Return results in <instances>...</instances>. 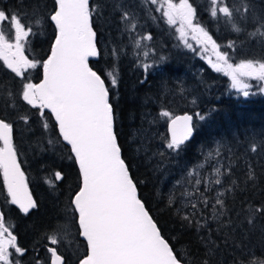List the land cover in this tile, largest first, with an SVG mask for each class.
<instances>
[{
    "label": "trees",
    "instance_id": "16d2710c",
    "mask_svg": "<svg viewBox=\"0 0 264 264\" xmlns=\"http://www.w3.org/2000/svg\"><path fill=\"white\" fill-rule=\"evenodd\" d=\"M174 2L179 3V0ZM189 2L196 9L195 22L216 40L221 51H230L232 63L245 57L264 58V43L248 35L253 29L247 21L240 23V13L234 16L238 25L246 30L236 32L223 14L210 15V0ZM226 2L241 10L244 4L264 9V0ZM90 3L99 5L93 14V27L101 55L89 60V64L102 75L117 69L118 84L113 87L107 80L106 84L110 87L118 142L123 157L130 164L139 196L162 234L186 257L190 254L202 257L206 248L203 238L208 237L219 246L215 257L218 264H232V257L237 255L233 244L243 243L260 255L264 247L261 227L264 219L250 230L243 224V214L238 219L237 213L249 205L264 204V148L258 152L249 150L253 142L264 145V95L257 93L241 99L230 88L225 75L214 71L196 51L187 47L180 38L178 26L168 24L162 12L156 11L159 4L153 5L149 0H90ZM52 4L53 0H0V8L16 11L22 7L29 13L36 6L43 12H50ZM122 11H128L133 17L135 29L120 19ZM2 27L9 42H15L8 23ZM142 31L152 37L146 46L149 58L145 63L151 65L147 71L139 62L141 51L134 42ZM53 40L54 25L50 20L33 27V34L24 44V55L37 62V66L24 70L22 76H17L0 60V118L13 124V143L37 205L23 213L19 206L12 204L0 172V206L5 226L17 237L18 245L26 250L23 255L14 254V262L18 264H37L38 261L50 264L47 249L53 245L46 237L61 226H68L70 230L64 242L55 246L65 264H79L87 253L86 240L78 235L76 227H71L69 198L79 182L78 165L70 159V147L66 142L49 144V140H59L50 110L45 109L41 116L21 97L24 83L38 84L42 80L40 62L50 54ZM229 42L235 43L234 50L228 49ZM113 49L118 50L119 55H112ZM191 87H194L193 93L184 96ZM163 111L173 116L182 112L193 114L194 136L178 155L166 147L170 138L169 118L161 115ZM197 113L205 119L200 120ZM25 115L28 121L20 119ZM44 123L50 125L47 130L42 126ZM218 142L222 144L219 157L224 158L222 173L225 175L221 176V188H213L212 202L216 193H224L222 198L229 211L219 221L206 217L207 225L198 229L181 219L184 213L177 209L183 205L181 193L184 189L178 182L174 190L171 185L186 168L194 169L201 164L205 159L204 150ZM249 165L257 175L255 186L246 179ZM55 171L63 173L62 181H54ZM207 195L210 197L212 193L207 192ZM169 197L177 203L170 204ZM228 218L235 230L225 228L221 231L220 223Z\"/></svg>",
    "mask_w": 264,
    "mask_h": 264
},
{
    "label": "snow or ice",
    "instance_id": "6c2138e0",
    "mask_svg": "<svg viewBox=\"0 0 264 264\" xmlns=\"http://www.w3.org/2000/svg\"><path fill=\"white\" fill-rule=\"evenodd\" d=\"M149 2L153 5L160 4L156 11L162 12L168 24L179 23L177 31L181 39L185 38L187 31H191L196 34L193 38L204 45L205 51L210 45L216 62L209 59V63L216 71H224L230 76L232 87L241 91L244 96L250 94L249 89L252 87L247 82L248 79L264 85V58L245 57L238 63H232L230 51H221L216 40L198 22L194 23L196 9L189 0H179L178 4L174 0ZM98 7L99 5L90 3V0H53L50 12L41 11L39 6L30 13L25 12L22 7H18L16 11L0 8V60L17 76H22L24 70L37 66V62L24 55V44L33 34V27L40 26L45 20H50L54 25L50 54L40 62L43 79L38 84L24 83L21 97L36 108L41 116L45 109L50 110L58 129L59 140H49V144L60 140L66 142L70 147V159L78 165L79 182L76 190L70 193L69 205L72 210L71 227H76L78 235L87 242V253L79 264H218L215 257L219 246L208 237L203 238L206 248L202 257L195 254L186 257L178 253L170 240L162 234L157 221L138 195L130 164L123 157L122 147L118 142L110 87L106 84V80L113 87L118 84L117 69L102 75L89 66L90 57L101 55L97 32L93 27V14ZM218 13L227 18L234 31L241 32L246 29L238 25L234 16V13H240V23L247 21L253 29L248 35L264 43V9L257 10L254 5L244 4L241 10L230 7L226 0H210V15L217 17ZM120 19L135 29L136 24L128 11H122ZM5 22L14 32V43L9 42L4 34L2 25ZM141 39L151 40L152 37L144 35ZM134 42L137 47L140 46V40ZM227 47L234 50L235 43L229 42ZM112 55H119L118 50L113 49ZM144 55L147 56L148 53L145 52ZM142 66L146 71L151 67L150 64ZM259 90L264 92V87ZM161 115L168 117L170 121V138L166 147L178 155L185 142L194 134L193 116L187 113L173 116L168 111H163ZM196 115L200 120L205 119L199 113ZM20 119L28 121L29 117L25 115ZM42 126L45 130L50 127L48 123ZM261 148L264 145L253 142L249 150L258 152ZM216 154L219 155L218 150ZM214 171L217 174L214 183L222 186L219 177L225 173L220 168H215ZM0 172L12 204L18 205L23 213L37 207L28 191L26 178L17 158L13 143V124L3 118H0ZM53 179L62 181L64 175L61 171H55ZM246 179L255 186L257 175L251 165ZM201 183L202 180L198 177L193 191L186 189L181 193L188 199L177 209L184 213L181 219L186 224L198 229L207 225L206 217L219 221L229 211L222 198L224 193L218 192L212 202L205 194L211 190L209 182L203 181V192L197 187ZM169 202L177 203L172 197H169ZM186 209L190 211H185ZM241 213L244 217L243 224L253 230L258 221L264 219V204L242 208L237 213L238 219ZM219 227L221 231L225 228L235 230L231 218L222 221ZM261 227L264 230V226ZM69 234L68 226H61L46 237L53 245L47 249L50 264H65L64 257L55 246L63 243ZM227 246L225 241V247ZM232 247L237 252L232 257V264H264V247L261 248L260 255L247 249L243 243L233 244ZM25 251L18 245L17 237L5 227L3 214L0 213V264H18L14 262V254L23 255Z\"/></svg>",
    "mask_w": 264,
    "mask_h": 264
},
{
    "label": "rangeland",
    "instance_id": "374dc122",
    "mask_svg": "<svg viewBox=\"0 0 264 264\" xmlns=\"http://www.w3.org/2000/svg\"><path fill=\"white\" fill-rule=\"evenodd\" d=\"M117 1V0H116ZM178 4V3H177ZM160 6V4H159ZM195 23V21H194ZM176 26L179 27V23L176 24ZM180 34V33H179ZM144 35H148L145 32H140L139 37L136 40H140V46L138 47V49L141 51V58L139 60L140 64H144L148 58H149V53L146 50V46L149 44V40H142L141 37ZM196 34L191 32V31H187L186 32V36L183 39V42L185 43V40L187 41V43H185L187 45L188 48H190L193 51H196L195 53H197V55L208 65L211 66V68L215 70V68L212 67V65L209 63V59L212 60L213 63L216 62V56L215 53L212 51L211 46L209 45L207 48V51L204 50V45L200 42H198L197 39H194L193 37ZM201 39H203L201 37ZM14 43V42H13ZM188 45H191V47H189ZM221 50V48H220ZM147 52L148 55L145 56L144 53ZM147 64V63H145ZM221 72L223 75H225L230 83V88L232 90H234L238 96L241 97V99L245 100L248 99L250 97H252L253 95L259 93L261 95H264V92H261L259 89L261 87H264V85H262L260 82L254 80V79H248L247 82L249 84H251V88L249 89V95L248 96H244L242 94L241 91H239L236 88L232 87V81H231V77L226 75L224 71H219ZM194 90V87H191L190 92L189 93H185L184 92V96L192 94ZM194 95H192L193 97ZM217 150L219 151V155L222 152V144L220 142L215 143V146L210 147V148H206L204 150V154H205V159L203 162H201V164H199L198 166H195L194 169L193 168H186V170L182 171L178 177L176 178V181H173L172 185H171V189L174 190L175 187L177 186V182L180 184V186L184 189L183 192L187 189L188 191H193V186L195 184V179L196 178H200L202 180V183L200 185H198L197 187L200 188V191L203 192L205 190V185L203 183V181L207 180L210 184V191L212 193V195L210 196L211 200H213V188H221L220 185H216L214 183V180L217 178V174L214 171L215 168H220L221 172L223 171V167L225 165V161L223 157H219V155H217ZM209 153H211V155H209ZM221 179V176L219 177ZM189 181H191V183H189ZM222 181V180H221ZM207 195V192L205 193ZM217 195V193H216ZM186 197H183L182 203H186L187 202ZM5 238H7V236H5Z\"/></svg>",
    "mask_w": 264,
    "mask_h": 264
},
{
    "label": "water",
    "instance_id": "95a60500",
    "mask_svg": "<svg viewBox=\"0 0 264 264\" xmlns=\"http://www.w3.org/2000/svg\"><path fill=\"white\" fill-rule=\"evenodd\" d=\"M95 58H97V57H90L89 60H91V59H95ZM89 66H90V64H89ZM90 67H91V66H90ZM42 79H43V77H42ZM185 113H187L188 115L193 116V114L190 113V112H182V113H178V114H176V115H174V116L184 115ZM169 123H170V121L168 120V123H167V131H168V134H169V137H170V133H169V130H168V125H169ZM193 124H194V117H193ZM194 132H195V128H194ZM193 135H194V134H193ZM192 137H193V136H192ZM192 137H191V138H192ZM191 138H190L188 141H190ZM188 141H186V142H188ZM186 142H185V143H186ZM17 158H18V155H17ZM18 161H19V159H18ZM19 163H20V162H19ZM20 166H21V164H20ZM21 170L24 172L22 166H21ZM24 175H25V172H24ZM25 178H26V175H25ZM26 182H27V186H28V191L31 193L32 199L34 200V197H33L32 192H31V190H30V187H29V184H28L27 178H26ZM138 195H139V192H138ZM34 201H35V200H34Z\"/></svg>",
    "mask_w": 264,
    "mask_h": 264
},
{
    "label": "flooded vegetation",
    "instance_id": "af4514ba",
    "mask_svg": "<svg viewBox=\"0 0 264 264\" xmlns=\"http://www.w3.org/2000/svg\"><path fill=\"white\" fill-rule=\"evenodd\" d=\"M3 175V174H2ZM3 181H4V178H3ZM5 188H6V186H5ZM6 190H7V188H6ZM11 198V197H10ZM18 206V205H17ZM0 213H2V210H1V206H0ZM6 227V226H5ZM9 230V229H8ZM10 231V230H9ZM11 232V231H10ZM12 233V232H11ZM12 235H14L13 233H12Z\"/></svg>",
    "mask_w": 264,
    "mask_h": 264
},
{
    "label": "bare ground",
    "instance_id": "6f19581e",
    "mask_svg": "<svg viewBox=\"0 0 264 264\" xmlns=\"http://www.w3.org/2000/svg\"><path fill=\"white\" fill-rule=\"evenodd\" d=\"M194 133H195V132H194ZM193 136H194V135H193ZM192 138H193V137H192ZM192 138H191V139H192Z\"/></svg>",
    "mask_w": 264,
    "mask_h": 264
}]
</instances>
